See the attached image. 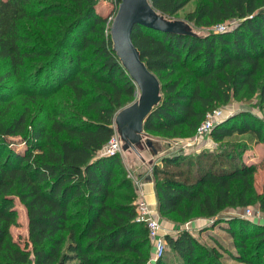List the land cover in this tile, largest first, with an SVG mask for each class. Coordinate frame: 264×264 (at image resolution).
I'll list each match as a JSON object with an SVG mask.
<instances>
[{
  "label": "trees",
  "instance_id": "obj_1",
  "mask_svg": "<svg viewBox=\"0 0 264 264\" xmlns=\"http://www.w3.org/2000/svg\"><path fill=\"white\" fill-rule=\"evenodd\" d=\"M113 1L114 15L120 0ZM189 1L150 0L168 18ZM97 2L0 0V62L7 65L0 89L32 59L40 62L28 74L34 101L52 98L63 86L74 96L60 109L47 106L39 118L35 113L28 120L21 112L4 121L0 113V264H147L151 257L153 245L146 224L135 220L136 192L122 157L99 155L114 134L116 112L137 91L112 50ZM60 18L47 36L43 24ZM185 18L210 31L132 30L142 61L161 86V100L143 123L150 134H194L207 112L233 99L264 107V0H199ZM230 20L239 23L222 32L211 29ZM247 134L264 145V121L241 111L212 128L214 148L161 157L152 168L159 215L173 222L213 219L255 203L264 211V188L262 196L254 191L256 166L244 159L250 146L236 140ZM262 167L264 186V162ZM15 197L26 210L24 246L10 233L17 224ZM244 223L220 226L242 251L247 239L264 236V225L255 224L245 236ZM164 240L166 250L154 264H222L216 248L187 230Z\"/></svg>",
  "mask_w": 264,
  "mask_h": 264
},
{
  "label": "rangeland",
  "instance_id": "obj_2",
  "mask_svg": "<svg viewBox=\"0 0 264 264\" xmlns=\"http://www.w3.org/2000/svg\"><path fill=\"white\" fill-rule=\"evenodd\" d=\"M199 0H190L184 8L178 11L173 17L170 19H180L184 20L189 24L194 30L201 31H210L207 28H196L192 25L191 22H188L185 18V15L188 11H191L196 3ZM115 10V3L113 0H98L96 5V12L106 19V28H109L113 11ZM168 18V17H167ZM111 19V21H110ZM63 19H54L50 23L43 24V30L48 35L52 34L55 31V27L58 24H61ZM239 20H234V24H238ZM207 29V30H206ZM38 33V31H36ZM39 34V33H38ZM41 35V34H39ZM43 40H41L42 42ZM37 60H27V64L25 65L22 72H20L16 77L13 76L8 80L5 86L0 89V113L2 115V120L9 121L17 116L21 112H25L27 114L28 120L32 117L33 114L38 113V118L45 113V109L47 106L52 105L56 106L57 109H60V105L62 103H70L74 100V96L69 87L63 86L61 89L56 92V94L49 99H42L38 97L35 101L30 95V83L34 80V77L28 76L30 72H33L37 68ZM89 63V62H88ZM93 65V64H92ZM90 66L89 69L92 71L94 66ZM7 69V65L5 62H0V72H4ZM83 81H87L88 77L84 74L80 75ZM42 79V77H41ZM54 85V84H53ZM106 88V87H105ZM108 89V88H107ZM16 91V92H15ZM39 91V90H38ZM30 95V96H29ZM138 94L136 92L133 99L128 101L126 105L132 103L136 100ZM222 111V121L231 117L234 114H237L241 111H249L262 119L264 121V107H258L255 105L253 100L250 101H239L237 99L231 100L229 103L224 104L222 106L217 107ZM149 136L159 140L162 144V155H171V154H194L199 150L204 148L212 149L216 146V144L211 140L209 134L200 139L195 140V134H189L185 129H178L173 134H150L145 132ZM254 137V136H253ZM240 139L246 141L250 146L245 153L244 159L249 164H254L256 166V171L254 174V191L258 196H262L263 194V167L262 164L264 162V145L261 142H257L252 135L247 134L244 136L236 137V140L240 141ZM230 140V139H228ZM15 142L18 141V138H15ZM120 156L121 152L119 153ZM162 156V157H163ZM161 159V158H160ZM158 158L157 163L160 162ZM126 167V165L124 164ZM126 171L128 175H130V179L133 183L132 176L135 179H139L140 186L143 190L145 183V175L150 174L149 169L142 170L141 172H137V170H132L131 168L126 167ZM144 195V190H143ZM146 201V199H145ZM14 209L16 211V220L17 224L10 227L11 237L14 241L20 244V246H24L28 237L27 231V217L26 210L20 200L15 197L14 198ZM146 203L154 209L155 206L150 205L147 201ZM78 210V208H72V211ZM247 210L250 211V214L246 213ZM159 215V212H158ZM241 219L245 221V230L244 235L248 236L251 233H254V228L252 224L255 225H264V211L259 208L258 203L250 204L246 207H237V208H228L219 213L216 217L212 218H202L195 217L185 222H180L178 219H173L171 221L167 218H162L159 215L161 232H165L166 234H174L176 235L178 231L187 230L191 234H193L203 245L208 248H216L221 254L222 264H251L247 262V259H252L253 261H257L261 259L264 264V236H257L254 238H249L246 241V248L244 251L236 247L235 239L232 236L222 229L220 226H229V222L231 220ZM217 220V225L214 224V221ZM231 224V223H230ZM173 228V229H168ZM152 245V244H151ZM153 247V246H152ZM153 254V249L151 251V255ZM171 261H174L172 257Z\"/></svg>",
  "mask_w": 264,
  "mask_h": 264
},
{
  "label": "water",
  "instance_id": "obj_3",
  "mask_svg": "<svg viewBox=\"0 0 264 264\" xmlns=\"http://www.w3.org/2000/svg\"><path fill=\"white\" fill-rule=\"evenodd\" d=\"M135 25L181 35L205 36L208 32L194 30L184 20L167 18L152 6L150 0H120L117 5L109 26L112 50L134 83L138 96L116 112L114 132L121 155L129 167L137 172L149 169L150 174L146 175L145 181H151L155 161L163 156L162 144L145 133L143 123L161 100V86L133 43Z\"/></svg>",
  "mask_w": 264,
  "mask_h": 264
},
{
  "label": "built area",
  "instance_id": "obj_4",
  "mask_svg": "<svg viewBox=\"0 0 264 264\" xmlns=\"http://www.w3.org/2000/svg\"><path fill=\"white\" fill-rule=\"evenodd\" d=\"M114 15L112 16V18ZM111 21V19H110ZM234 20H230L224 24L217 25L215 27H212L214 32H222L228 29H231L235 26ZM222 111L219 108H216L210 112H207L205 114V117L203 121L199 124L195 131L194 139H200L204 136H207L212 128L220 123L222 120ZM116 153H120V146L117 139V136L114 132L112 137L109 139V141L106 143V145L103 146V148L99 151L100 156L105 155H114ZM130 177V175H128ZM133 186L136 192V199L134 200V204L136 207V218L135 220L137 222L145 223L148 229V236L152 242L153 245V254L150 257L147 264H154L156 260L164 253L166 250L165 246V240L164 236L165 233L161 232L160 227V221H159V215H158V208L152 209L145 201L143 190L140 186L139 179H135L134 176H132ZM248 214H250V211L247 210Z\"/></svg>",
  "mask_w": 264,
  "mask_h": 264
},
{
  "label": "crops",
  "instance_id": "obj_5",
  "mask_svg": "<svg viewBox=\"0 0 264 264\" xmlns=\"http://www.w3.org/2000/svg\"><path fill=\"white\" fill-rule=\"evenodd\" d=\"M122 160L124 162V164L126 165L127 168H130L129 165L127 164L126 160L122 157ZM155 164H158L157 161H155ZM142 166V165H141ZM141 166L138 167V170L141 169ZM141 172V171H140ZM147 175V174H146ZM146 175L144 177H146ZM144 199H146V201L150 204V205H154L155 208H158V204H157V200H156V195H155V191H154V183H153V179L151 181H145L144 183ZM168 229H173V228H168ZM164 232V231H163ZM165 233V232H164ZM166 234V233H165ZM171 235H174L172 233H170Z\"/></svg>",
  "mask_w": 264,
  "mask_h": 264
}]
</instances>
